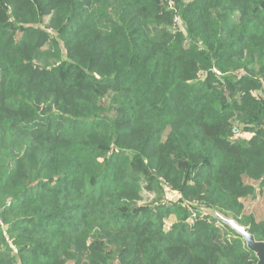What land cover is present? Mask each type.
I'll return each instance as SVG.
<instances>
[{
	"label": "trees",
	"instance_id": "obj_1",
	"mask_svg": "<svg viewBox=\"0 0 264 264\" xmlns=\"http://www.w3.org/2000/svg\"><path fill=\"white\" fill-rule=\"evenodd\" d=\"M259 195L264 0H0V264H256Z\"/></svg>",
	"mask_w": 264,
	"mask_h": 264
},
{
	"label": "water",
	"instance_id": "obj_2",
	"mask_svg": "<svg viewBox=\"0 0 264 264\" xmlns=\"http://www.w3.org/2000/svg\"><path fill=\"white\" fill-rule=\"evenodd\" d=\"M215 217L244 240L247 249L254 254L256 264H264V242L256 241L254 236L249 232V227L239 226L234 221L224 219L216 214Z\"/></svg>",
	"mask_w": 264,
	"mask_h": 264
},
{
	"label": "rangeland",
	"instance_id": "obj_3",
	"mask_svg": "<svg viewBox=\"0 0 264 264\" xmlns=\"http://www.w3.org/2000/svg\"><path fill=\"white\" fill-rule=\"evenodd\" d=\"M177 22V20H175ZM179 23L177 24V26ZM245 204V212L247 214H252L256 218V220H260L264 217V196H257L254 200H246ZM66 264H72L67 262Z\"/></svg>",
	"mask_w": 264,
	"mask_h": 264
}]
</instances>
